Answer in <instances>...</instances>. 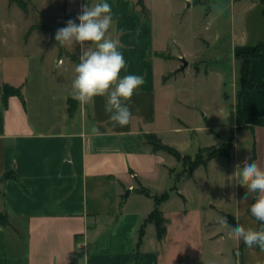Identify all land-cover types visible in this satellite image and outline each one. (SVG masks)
Here are the masks:
<instances>
[{
  "label": "crops",
  "instance_id": "crops-1",
  "mask_svg": "<svg viewBox=\"0 0 264 264\" xmlns=\"http://www.w3.org/2000/svg\"><path fill=\"white\" fill-rule=\"evenodd\" d=\"M204 1L167 0L168 15L181 14L187 2L189 7ZM231 1V23L241 30L234 31L240 39L233 48L234 63L237 53L264 41V4L262 0ZM98 2L61 0L58 9L48 13L38 8L45 21L32 24L29 33L44 32V45L23 55L21 73L20 54L12 53L10 72L0 75V84L20 87L24 95V100L12 95L4 105L0 89V212L9 219L8 225L0 220V264H171L173 258H188L181 251L183 234H190L192 242L193 230L201 234L202 242L225 240L227 230L218 223L220 217L233 222V227L239 223L246 229H258L250 212L257 194L243 200L247 190L237 183L234 165L242 166L251 155L264 168V53L251 63L254 88L240 98L233 97L235 122L239 100L254 116L244 121L243 128L231 126L237 134L250 132V143L240 150L234 132L229 136L235 138L229 158H213L206 166L182 175L177 189L159 205L166 232L158 235L156 222L151 221L137 246L138 229L155 207L154 199L138 188L160 194L172 187L175 175L184 168L169 152L154 150L146 135L157 134L183 154L195 155L200 148L218 146L214 144L217 135L211 132L212 142L196 138L193 146L187 139L190 114L197 121L195 126L206 130L212 129L207 126L209 113H200L201 105L188 101V92L182 91L178 80L173 81L190 64L207 60L209 55L204 49L173 53L166 33L157 30L152 0H144L145 11L137 0H105L112 7L114 21L109 34L118 41L126 61L121 76L140 75L145 81L130 101V124L114 126L104 111V97L87 104L73 98L71 85L80 46H61L54 39L56 30L76 18L82 4ZM182 57L189 62L185 68ZM167 61L174 64L162 70ZM209 71L194 67L195 78L202 75L207 80ZM219 76L220 93L228 98L227 76L222 72ZM226 113L225 107L219 109L220 115ZM93 125L104 135L92 136ZM8 172L16 177L4 178ZM235 244L232 250L241 254L245 264H264V251L259 247L248 248L242 240ZM220 247L214 246L219 257Z\"/></svg>",
  "mask_w": 264,
  "mask_h": 264
},
{
  "label": "rangeland",
  "instance_id": "rangeland-1",
  "mask_svg": "<svg viewBox=\"0 0 264 264\" xmlns=\"http://www.w3.org/2000/svg\"><path fill=\"white\" fill-rule=\"evenodd\" d=\"M60 1L33 0L37 9L29 1L28 13H26L16 3L10 4L9 0H0V58L4 64L2 68L0 67V75L10 72L11 54H15L16 52L20 54V66L18 70L20 73L24 71V56L29 52L31 53V49L43 46L46 37L45 33L41 30L32 31L30 34V26L45 21V16L44 18L42 17L39 9L47 13L49 10L55 12L60 5ZM152 4L156 10L157 30L158 32L161 31L164 35L166 33L170 50L173 53L178 49H182L188 53L204 49L206 50V54L209 55V59L207 60H199L190 64L185 73L184 71L179 73L177 79H173V81L178 80L177 82L183 87L182 91L188 92V95L185 97L188 101L201 105L198 106L200 113L202 111H208L209 113L208 123L210 125L207 126L208 128L212 127V129L206 130L196 127L197 121L190 114V125L187 126L186 131L189 134L187 139L192 141L191 144L193 146L195 145L196 138H199L203 143L212 142L213 140L210 137L211 132L213 136L217 135V140L214 144L219 146L224 141L229 140L230 135H234V132L236 133L237 130L233 131L232 125L237 124L239 128H243L246 126L245 120L253 119V117L248 115L240 120L237 119L235 122L236 119L233 112L234 100H236L233 97L235 94L239 98L238 92L240 86L239 61L237 60L233 63L231 56L234 45L240 40L236 37L237 35L234 36V33L241 32L237 27L233 28L231 23L230 13L234 8V3L231 0H205L203 3L188 7L187 2L183 12L178 16L171 15L172 17L168 15L171 12L169 10L171 6L167 3V0H152ZM237 9L239 12L240 8ZM50 21L53 20L50 19ZM172 64H174V61H167L162 70L171 69ZM194 67L200 69L208 67L211 70L208 74L209 79H203L202 75L195 78ZM219 72L225 73L227 76L228 83L226 87L228 98L224 97L223 93H220ZM223 107L226 108L227 113L220 115L219 109ZM261 116L264 117V114H261ZM235 135L239 141L238 144L242 145L240 150L243 151L246 145L250 143L251 134L250 132L242 131ZM234 139H232V143ZM180 142L185 143L184 138H180ZM180 170L179 168L176 169L177 172ZM231 223H229L230 226H232ZM226 230L225 240L213 242H202L200 240L201 234L196 230H193V242L190 239V234H183V243L180 245L181 251L183 250L182 254L187 255L188 258L178 260L173 258L171 264H241V262L245 264V259H243L239 252L238 254H234L232 247L236 245L235 239L231 238L228 234L229 230ZM219 244L221 246L220 257L218 254L217 256L214 254V246L218 247ZM200 251L203 252L202 255H200Z\"/></svg>",
  "mask_w": 264,
  "mask_h": 264
},
{
  "label": "clouds",
  "instance_id": "clouds-1",
  "mask_svg": "<svg viewBox=\"0 0 264 264\" xmlns=\"http://www.w3.org/2000/svg\"><path fill=\"white\" fill-rule=\"evenodd\" d=\"M113 22L112 7L105 0L92 6L85 3L75 19H69L66 26L56 30L54 39L61 46H80L79 63L75 65L71 85L73 98L87 104L94 102L96 97H104V111L113 125L125 127L133 118L130 101L145 81L140 75L121 76L126 61L118 50V41L109 34ZM90 134L104 135L95 125ZM234 168L237 183L247 190L243 200L247 201L252 193L257 194L250 212L261 222V227L246 229L239 223L233 227L226 217H220L218 223L229 230L231 238L242 240L248 248L255 246L264 251V168L252 161L251 155L245 158L242 166L237 163Z\"/></svg>",
  "mask_w": 264,
  "mask_h": 264
},
{
  "label": "trees",
  "instance_id": "trees-1",
  "mask_svg": "<svg viewBox=\"0 0 264 264\" xmlns=\"http://www.w3.org/2000/svg\"><path fill=\"white\" fill-rule=\"evenodd\" d=\"M13 3H16L19 7L24 10L28 9L29 0H10ZM137 3L141 6L142 10H146L144 0H137ZM264 4V0H262ZM264 15V9H263ZM262 53H264V41H259L254 44V46L249 50H243L237 53L236 57L239 60V85L240 89L238 92L239 98L241 95L250 89L254 88V81L250 75V68L252 60L259 57ZM181 69H177L168 76L174 75L175 73L179 72ZM167 77V76H166ZM165 77V78H166ZM0 89L2 90V100L4 105H7L8 99L12 95H18L22 100H24V95L22 93V89L20 87H15L8 83L0 84ZM73 112V109H70V113ZM252 116V114L247 111L245 108L242 107L240 100L236 107V116L237 119H241L245 116ZM147 142L152 146L154 150H165L172 154L178 161H180L183 165V170L180 171L175 175L174 184L169 190H166L160 194H152L149 189L145 187L138 188V191L151 196L154 199L155 207L154 209L148 214L147 217L144 218L143 222L141 223L138 229V238H137V246L142 243L146 232V226L149 222L155 221L157 225V233L158 235H163L166 232V219L162 214V211L159 208L161 202L166 200L169 195L170 191L177 189V183L181 179L182 175L185 173H191L196 168L200 166H206L209 161L216 157H227L229 158L231 155V147H232V139H229L219 146H212L208 148H200L195 155L190 154H183L179 151L176 147L171 146L169 144L164 143L161 138L155 133H148L146 135ZM174 171V169H171ZM9 177H16L11 172H8L4 175V178ZM0 220L4 225H8L9 219L8 216L2 212H0ZM261 227V222L258 221V229Z\"/></svg>",
  "mask_w": 264,
  "mask_h": 264
},
{
  "label": "water",
  "instance_id": "water-1",
  "mask_svg": "<svg viewBox=\"0 0 264 264\" xmlns=\"http://www.w3.org/2000/svg\"><path fill=\"white\" fill-rule=\"evenodd\" d=\"M182 59V62H183V65H182V68H185L186 66H188V60L186 58H181Z\"/></svg>",
  "mask_w": 264,
  "mask_h": 264
}]
</instances>
